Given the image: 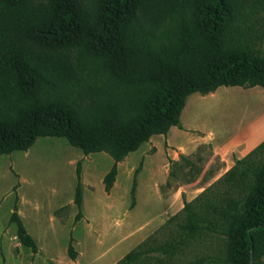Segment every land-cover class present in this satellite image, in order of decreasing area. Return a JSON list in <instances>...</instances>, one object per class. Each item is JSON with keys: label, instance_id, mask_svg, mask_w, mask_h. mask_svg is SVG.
Returning a JSON list of instances; mask_svg holds the SVG:
<instances>
[{"label": "trees", "instance_id": "1", "mask_svg": "<svg viewBox=\"0 0 264 264\" xmlns=\"http://www.w3.org/2000/svg\"><path fill=\"white\" fill-rule=\"evenodd\" d=\"M255 86L264 88V0H0V154L25 152L39 137L105 153L114 162L106 192L118 162L181 128L187 96ZM202 149L210 147L170 161L162 191ZM75 173L78 221L79 163ZM9 223L36 253L15 206ZM206 238L220 247L194 264H264V141L116 264L171 261ZM68 256L76 258L70 244Z\"/></svg>", "mask_w": 264, "mask_h": 264}, {"label": "rangeland", "instance_id": "2", "mask_svg": "<svg viewBox=\"0 0 264 264\" xmlns=\"http://www.w3.org/2000/svg\"><path fill=\"white\" fill-rule=\"evenodd\" d=\"M231 92L233 93L229 91L218 96V100L226 103L230 117L233 116L234 120L247 125L256 121L260 117L259 106L264 104V91H252L246 95ZM254 92H259V97ZM104 156L109 161L100 159ZM112 161L105 153L84 155L65 139L56 137H39L25 152L0 154V264H69V244L77 257L82 240L83 221L82 217L78 221L75 219L78 211L74 204L76 165L79 163L81 166L83 197L82 181L86 180L94 186L100 184V177L112 166ZM220 169L219 160L211 157L210 150L202 149L196 156L189 157V163L181 162L180 168L174 169L175 176L171 178L169 186L163 189V197L178 189L204 190L217 180ZM133 180L134 175L131 188ZM131 188L129 210L135 206L134 204L131 208ZM184 191H181L180 199L183 207L186 201ZM14 206L40 250L37 255L39 259L17 241L16 227L9 223ZM141 215L134 216L142 218ZM171 228L174 232L177 231L175 225H171ZM112 236L107 241V248L110 247L112 254L119 256L130 245H121L114 233ZM167 239L168 230L158 236L160 242ZM204 240L202 244L190 243L171 261L161 259L148 264H194L196 260L212 255L220 247V242L214 238Z\"/></svg>", "mask_w": 264, "mask_h": 264}, {"label": "crops", "instance_id": "3", "mask_svg": "<svg viewBox=\"0 0 264 264\" xmlns=\"http://www.w3.org/2000/svg\"><path fill=\"white\" fill-rule=\"evenodd\" d=\"M257 90L264 91V88L219 87L207 95L190 94L180 114L181 128L171 127L166 135L151 136L118 162L115 180L108 192L103 178L113 161L100 177V184L94 186L83 180L82 240L77 257L69 264H116L183 208L180 201L183 189L167 197L162 194L161 187L169 177L170 161H178L181 155L190 156L200 145H208L211 157L221 164L218 179L235 165V160L243 159L259 146L264 141V104L259 106L260 117L247 125L231 118L226 103L218 100L219 95L229 91L246 95ZM254 95L259 97L260 94L254 92ZM106 157L100 159L109 161ZM139 166L136 202L129 210L131 182ZM202 191L203 188L184 191L186 201L191 202ZM140 214L142 218L136 217ZM113 233L121 245H130L119 256L107 248ZM39 251L31 252L36 254V259Z\"/></svg>", "mask_w": 264, "mask_h": 264}]
</instances>
